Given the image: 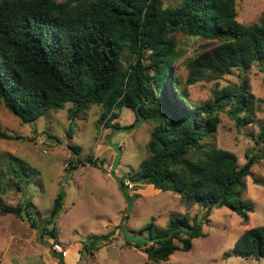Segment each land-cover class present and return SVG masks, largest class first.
I'll use <instances>...</instances> for the list:
<instances>
[{
    "label": "trees",
    "instance_id": "16d2710c",
    "mask_svg": "<svg viewBox=\"0 0 264 264\" xmlns=\"http://www.w3.org/2000/svg\"><path fill=\"white\" fill-rule=\"evenodd\" d=\"M235 6L236 0H180L175 6H165L163 0H0V103L21 123L34 122L47 109H61L67 102L72 115L91 104L101 105L97 123L114 132L154 122L149 155L136 172L116 177L125 201L131 203L137 196L129 193L130 181L135 187L151 184L178 193L188 207L198 204L203 211L175 215L165 228L150 233L142 250L152 263L167 260L177 250L189 251L192 240L204 235L202 224L212 208H230L243 220L253 211V203L242 193L259 157L248 154L238 166L233 152L210 141L225 107L237 125L252 121L255 96L247 70L254 63L264 65V18L243 25L236 19ZM177 31L219 41L212 50L185 59L186 84L233 68L242 73L239 84L214 89L205 102H188L180 78L171 73L181 55ZM123 108L133 112L134 120L127 125L112 122ZM0 138L21 137L0 128ZM258 139L264 143V123ZM9 159L20 172L13 168L8 173L22 179L21 172L29 166L13 156ZM82 161L70 160L67 169L71 172ZM88 161L97 166L91 157ZM4 180L0 170V189ZM63 198L59 191L42 226L30 200L15 207L0 202V212L27 219L40 239L49 234L56 241L54 224ZM110 239L111 234L89 235L79 252L91 254ZM232 253L264 258V226L246 229ZM52 255L65 264L61 252L52 250Z\"/></svg>",
    "mask_w": 264,
    "mask_h": 264
},
{
    "label": "rangeland",
    "instance_id": "374dc122",
    "mask_svg": "<svg viewBox=\"0 0 264 264\" xmlns=\"http://www.w3.org/2000/svg\"><path fill=\"white\" fill-rule=\"evenodd\" d=\"M163 1L165 6H175L180 0ZM235 8L236 19L243 25L264 18V0H236ZM174 36L181 55L171 73L180 78L188 102H205L214 89L239 84L242 73L237 68L220 76L211 74L209 80L186 84L185 59L212 50L219 41L180 31ZM247 75L255 96L252 121L237 125L228 114L229 107H225L219 112L221 121L210 141L233 152L238 166L245 163L248 154L256 153L259 157L245 178L242 193L244 200L253 203V211L243 220L230 208H212L208 220L202 224L204 235L192 240L189 251L177 250L167 260L155 263L142 250L150 233L165 228L175 215L201 214L203 208L198 204L188 207L178 193L162 191L151 184L135 187L130 181H127L129 193L137 196L131 203L125 201L116 177L136 172L140 161L149 155L147 142L154 122L144 121L131 131L114 132L97 123L103 111L101 105L91 104L85 111L72 115L71 104L67 102L61 109H47L34 122L23 124L0 103V128L21 137L0 138V170L5 174L0 202L15 207L32 201L34 216L42 226L49 217L54 197L59 191L64 193L63 209L54 224L56 241L49 234L40 239L27 219L0 212V264H59L52 255L57 242L65 250L62 255L66 264L75 257L71 264H264V258L232 253L234 242L246 229L264 226V159L260 158L264 143L258 139L264 123V65L254 63ZM133 120V112L123 108L112 122L127 125ZM73 147L78 151L73 152ZM9 156L29 166L21 172L22 179L16 180L8 173L13 168L20 172ZM90 157L97 166L88 161ZM76 159L83 160V164L70 172L68 162ZM102 234H111L110 242L91 254L81 255L79 250L87 237ZM225 252L230 255L226 257Z\"/></svg>",
    "mask_w": 264,
    "mask_h": 264
},
{
    "label": "built area",
    "instance_id": "2783aa9c",
    "mask_svg": "<svg viewBox=\"0 0 264 264\" xmlns=\"http://www.w3.org/2000/svg\"><path fill=\"white\" fill-rule=\"evenodd\" d=\"M53 246L56 251L61 252L63 255L65 254V250L62 248V246L58 242L55 243Z\"/></svg>",
    "mask_w": 264,
    "mask_h": 264
},
{
    "label": "crops",
    "instance_id": "0c3cea01",
    "mask_svg": "<svg viewBox=\"0 0 264 264\" xmlns=\"http://www.w3.org/2000/svg\"><path fill=\"white\" fill-rule=\"evenodd\" d=\"M75 259H76V257H75ZM75 259L74 260H72L70 263H68V264H71L73 261H75ZM66 264V263H65Z\"/></svg>",
    "mask_w": 264,
    "mask_h": 264
}]
</instances>
